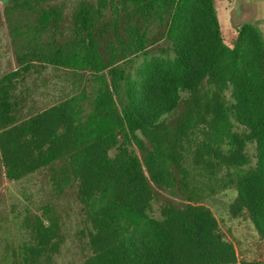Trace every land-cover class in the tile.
Listing matches in <instances>:
<instances>
[{
	"label": "trees",
	"instance_id": "1",
	"mask_svg": "<svg viewBox=\"0 0 264 264\" xmlns=\"http://www.w3.org/2000/svg\"><path fill=\"white\" fill-rule=\"evenodd\" d=\"M4 21L17 67L0 76V172L76 196L84 264H240L203 204L229 188L264 241L259 26L227 46L214 0H7ZM49 72L63 87L44 103ZM53 213L15 264L59 252Z\"/></svg>",
	"mask_w": 264,
	"mask_h": 264
},
{
	"label": "rangeland",
	"instance_id": "2",
	"mask_svg": "<svg viewBox=\"0 0 264 264\" xmlns=\"http://www.w3.org/2000/svg\"><path fill=\"white\" fill-rule=\"evenodd\" d=\"M215 9L221 26L222 36L227 46L233 48L238 30L243 22L259 26L264 34V0H214ZM7 0H0V76L15 70L17 65L4 21V9ZM55 74V75H54ZM56 73L49 72L38 81L46 95L40 99L44 103L56 99L58 90L63 87ZM52 78V79H51ZM54 78V79H53ZM57 84V85H56ZM32 85V82H31ZM250 146V154L254 148ZM234 188L218 191L205 199L203 204L209 208L219 222L224 238L231 242L240 264L252 261L264 263V241L246 213L235 215L232 207L237 199ZM60 225V250L48 264H84L90 251L87 238L82 234L83 209L76 196L70 191L56 196L46 175L39 173L21 181H8L0 172V264H15V255H19L25 245H34L28 225L35 217L44 218L46 208Z\"/></svg>",
	"mask_w": 264,
	"mask_h": 264
},
{
	"label": "flooded vegetation",
	"instance_id": "3",
	"mask_svg": "<svg viewBox=\"0 0 264 264\" xmlns=\"http://www.w3.org/2000/svg\"><path fill=\"white\" fill-rule=\"evenodd\" d=\"M244 23H250V22H243V24H244ZM243 24H242V25H243Z\"/></svg>",
	"mask_w": 264,
	"mask_h": 264
}]
</instances>
